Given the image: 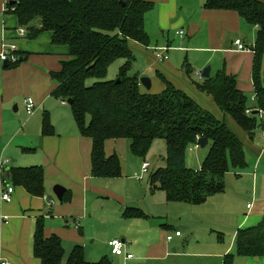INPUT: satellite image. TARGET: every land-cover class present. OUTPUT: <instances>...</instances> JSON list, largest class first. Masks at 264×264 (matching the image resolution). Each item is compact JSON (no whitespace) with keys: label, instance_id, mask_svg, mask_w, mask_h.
Returning <instances> with one entry per match:
<instances>
[{"label":"trees","instance_id":"1","mask_svg":"<svg viewBox=\"0 0 264 264\" xmlns=\"http://www.w3.org/2000/svg\"><path fill=\"white\" fill-rule=\"evenodd\" d=\"M5 11L14 14L28 38L43 33L52 34V44L69 49L68 60L61 69L51 73L57 84L53 97L67 103L72 100V114L80 134L92 141V176L117 179L122 176L121 160L117 154L106 156L109 140H127L132 153L146 156L155 140H164L167 151L164 167L150 176L152 186L166 194L168 202L203 205L207 199L225 190V176L230 169L247 167L244 145L222 120L205 110L187 93L177 89L163 75L165 90L160 94L143 93L140 78L132 74L135 60L130 42L144 48L151 45L146 31V14L154 8L148 0H6ZM210 11L236 12L248 24L257 27V38L251 49L255 54L253 85L257 109L264 114V1L207 0ZM41 24V28L32 23ZM250 50V49H249ZM26 57L19 58V66ZM119 60L123 65L116 80L108 79L110 67ZM11 64L8 66L10 67ZM188 76L192 71L185 66ZM119 80V83L117 81ZM90 82H93L89 85ZM197 90L212 97L224 116L232 118L248 135L254 136L259 120L247 114V96L239 89L236 77L225 69L209 79L199 80ZM42 136H55L48 113L42 121ZM209 140L208 155L201 171L188 169L186 153L197 146L200 138ZM4 179L14 187H22L34 197L45 194V172L42 166L13 167L4 171ZM67 192L62 203L71 201ZM137 209H128V218L141 217ZM33 256L41 264H63L66 251L58 236L45 235L44 219L37 220L33 234ZM236 256L264 258V214L254 227L240 229L236 235ZM228 255L226 264H233ZM112 264L104 258L98 263L85 261L81 246H75L68 264Z\"/></svg>","mask_w":264,"mask_h":264},{"label":"crops","instance_id":"2","mask_svg":"<svg viewBox=\"0 0 264 264\" xmlns=\"http://www.w3.org/2000/svg\"><path fill=\"white\" fill-rule=\"evenodd\" d=\"M148 1L154 4V8L149 11L145 17L146 31L150 36L151 45L153 43H159L160 41H162L163 46L159 48L170 49L168 48V46H170L168 45L170 41V33L173 32L177 39H182L179 35V32H184L183 37L188 38L189 44L192 46V49L206 56L205 59L199 61L196 68H204L208 65H211V76H214L219 71L225 69L228 75L236 77L239 89L242 92L250 91L251 95L253 94L254 98V92L252 88L255 54L251 49L254 47L256 42L258 32L257 27L248 24L236 12L206 10L204 8V5L207 0ZM5 2L6 0H0V54L3 50L2 48L4 44H11L18 46L17 49H19V56L21 58L26 57V60L24 59L25 61H23L17 67H11V65L9 67V64L5 66V63L0 61V142L2 141L5 132H22L17 128L16 125H13L11 114L12 106H14V113H17L19 111V100L20 98H22L20 96L23 94V89H25L27 93L31 94L29 96L35 97L38 110H41L40 113L43 111L40 124L41 141L43 142L42 146L44 148L45 158L48 156L53 159L54 162L53 164L47 165L44 168L45 181H50L52 182V184H61L64 187L68 188L67 192L70 191L72 197L74 194V200L76 202L77 208H80L81 204H84L85 212L78 213V216L82 217L84 220L92 219L94 216L93 213L96 212V206L92 205L90 202H94L97 197H101L100 195H105L109 196L107 197L108 200L111 202H115L118 205V208H112L107 212L103 211L101 215L103 222L107 224V222L114 217L116 218V220H120L122 214L124 216V219H126L127 221H142L136 223H138L137 225L141 227L145 232V236L134 237L127 234L131 232L130 230H134L135 227H138L135 226V224H126L125 226L123 224L122 227L117 230V234H120V236L123 237L122 241L126 244V254H134L133 259H126L125 257H117L113 255L108 244L110 256L105 255L101 260L107 258L112 262V264H115V261H121L123 264H161L160 262H163L164 264H226V257L228 255H234L235 257L233 260V264H264V258H245L236 256L235 242L237 233H235V242H232L229 247L217 246L220 249L214 254H211L210 252H196L192 250L189 251V249H186L181 242H177L183 237L182 232L180 230L174 229L173 227H170L169 224L166 223V216L163 213H158L156 216H154L152 213H150V211H146L143 203H137L136 205L134 199H131L128 196L126 197L125 194L119 195L111 189H108L107 184H105L106 182H103V180L105 179L95 178L92 176L91 139L83 137L79 131L74 130L70 133L68 138L67 136H65L66 143L64 145L65 147H63V144L58 143L55 139V137L57 136L56 130L55 136H42V121L44 114L48 113L50 116L51 113L49 110L45 109L49 101H51L55 107H60L61 104L64 105L63 101L53 97V91L57 87V84L52 80L51 73L60 71L61 62L68 60L69 49L66 46H64L66 48L65 50L61 49V47L59 46L53 45L51 33H43L36 39H30L28 38V36L20 37L18 34V29L22 27V25L14 14H8L5 12ZM31 25L36 28H41V24L37 22L32 23ZM247 37L251 41H249ZM236 40H241L243 44L250 50L246 52L237 51V47L234 45V42ZM130 49L133 50L134 53L136 52L139 54H143L148 59L150 66L160 68L161 72L163 73L162 75L177 89L187 93L195 101H197L202 108L212 113L217 119L224 121L226 125L232 130V132H234L235 135L244 142L245 146L244 135L242 137L240 136V131L242 132L243 130L236 124V122L229 116H224L222 114V112L214 103L212 97L199 92L187 80L184 74L185 66H187L192 72H197L196 68H193V66L188 64V61H186L187 64H184V70L182 71L183 74L180 77L178 76V72L180 73V71H178V69H176V67L169 61V58L165 61H159L156 57V52H150V50H153L150 47L144 48L142 45L132 41L130 42ZM169 51L170 50H167L164 53L165 55H167V57ZM183 51L185 50L183 49ZM217 54H220L222 58H217ZM60 55L66 57L60 61L59 65H57V57ZM214 59H216L218 63L217 65L213 63ZM240 70H242L241 73ZM28 74L29 78H27ZM138 76L139 78L142 77V75L140 74ZM41 78L43 80H41ZM244 80H246L247 85H243L242 82ZM50 81H52L53 83V87L51 89H48V91H50L51 93V100L48 97L49 94L45 92L44 88L45 83L47 85V88L50 87ZM151 81L152 88L150 91H147L144 87L141 86V90L143 93L160 94L165 90V84L159 78L154 77V79H152ZM262 83L264 86V59L262 62ZM262 116H264V114ZM68 118H70V115H68ZM262 119L264 122V117ZM69 124H71L70 121ZM10 125L14 128H9ZM14 137L15 134L11 135L10 141H13L15 139ZM249 138L250 141L255 140L254 136H249ZM261 139L264 143V136H259L260 141ZM121 141L123 140L107 141L105 146L106 156L110 157L113 154H117V151H115V146L117 143V147L119 149V143ZM249 143L250 145H247L248 150H250V156L248 157L247 167L248 165H250V167L254 169V171L258 169L257 176H255V182L258 187V191H262V189L264 190V175L260 180L259 175L262 173L259 172V170L261 171L262 168V165H260L262 163L261 160L264 159V144L263 146L262 144H260L261 146H257L254 143ZM193 147L196 148V146ZM245 152L246 154H249L248 151L245 150ZM251 155H254V158L251 157ZM15 161L17 162V165L14 166L16 168L39 166H24L28 165V160H23L22 158H17ZM162 163L164 164V159L162 160ZM149 183L151 185L150 189L152 196L156 194V191H159V193L163 192L157 189L156 185L152 186L150 180ZM15 188L16 195H14V206H4L3 210L0 211V215H2L3 212L12 214V216L9 215L10 221L8 223L0 221V246H3L4 244V237H13V239L15 238L17 243L18 238H16L15 236L17 232H20L19 245L17 246L16 244V247L20 251L24 252V257L23 259H21V264H32L30 262L31 259L29 258V237L31 234H34L35 228L33 227V224H31L32 222L30 219L33 218L37 222L38 219L42 218L44 219L45 223L46 237L50 238L51 236L55 235L62 240L64 246L68 244H71V246H73H70L71 249L69 251L65 249L66 255L68 257L75 246H81L84 249L86 257V236L83 237L81 235V229H83L81 227L82 222L74 217L76 211H73L71 213V209L69 207L57 206L56 213L54 214L52 209L53 207L48 208V205L50 204L48 203V201L44 200V196L34 197L28 194L27 191L22 187ZM164 197L167 203H172L167 201L165 193ZM166 202L163 201V203ZM261 202V209L258 212H254V209L251 208L249 210L250 212L247 213L245 217L237 215L235 212L232 213L231 216L235 220L234 228H237V232L240 229L257 226L262 221L264 214V199H262ZM12 203L13 200L11 203L6 204ZM172 204H181L192 207L201 206H194L191 204L178 202H173ZM139 207L144 208V211ZM128 209H137L144 215L141 217L128 218L125 216V213ZM69 214L71 218L67 217L69 216ZM55 215H57L58 217H64V219L66 220V230L61 228V222L57 225L58 229L54 227L52 222L55 221ZM151 218L158 219L154 223L157 226L160 225L161 229H164L166 231H173L174 234H176V232H181L180 237H177L175 235L171 242H168L167 240L169 244L176 240L174 246H176L177 248H175L174 246L168 247L166 244L150 242L148 240V230H150L152 225L150 223H153V219L151 220ZM69 219H74L72 220L73 222L76 221L75 230L70 228ZM23 220H26V223L24 228L22 229V226L24 224L22 223ZM4 225L7 227L5 228ZM4 229L8 232L6 236L4 233ZM127 238L130 243L126 241ZM129 244H131L130 247L132 248L129 247ZM31 250L33 251L32 248ZM2 251L4 256V250ZM25 252L28 257H26ZM204 260H206V262H204ZM2 263L5 262L0 261V264ZM33 264H41V262L34 257Z\"/></svg>","mask_w":264,"mask_h":264},{"label":"rangeland","instance_id":"3","mask_svg":"<svg viewBox=\"0 0 264 264\" xmlns=\"http://www.w3.org/2000/svg\"><path fill=\"white\" fill-rule=\"evenodd\" d=\"M249 35V34H248ZM182 39H177L175 37V34L173 32L170 33V41L168 48H170L168 52V58L169 61L180 71L178 72V76H182L183 70H184V64H187L186 61H188V64L193 66V68H196L198 66L199 61L206 58V56L202 53H198L192 49V46L189 44L188 38L181 37ZM247 39L251 41L248 37ZM156 46V47H155ZM163 43L160 41L159 43H153L150 48L153 50H150V52L153 51L159 53L158 50L162 49L159 47H162ZM18 48V46H16ZM61 49L66 48L64 46H59ZM167 47V44H166ZM183 49L185 51H183ZM192 49V50H189ZM19 51V49H18ZM183 51V52H182ZM133 52V50H132ZM135 60L132 64V74L142 75L141 78L146 77L149 79H154V77L159 78V75H162L160 68H156L153 66H150L148 59L143 55L139 53H134ZM66 56L60 55L58 56V60L56 61L57 65H59L60 61L65 58ZM217 58H222L220 54H217ZM123 60H119L116 63H114L109 71H108V79L109 80H116L117 76L119 74V70L121 66L123 65ZM213 63L217 65L216 59L213 60ZM15 66V63L11 64V67ZM211 67V65H208L207 67ZM204 68H196L197 72H203ZM212 68V67H211ZM226 71V70H225ZM192 72L191 76L188 77V74L185 71V76L187 80L190 82L191 85H193L197 89V85H199V78L197 77L196 73ZM242 70H240V73ZM158 73V74H157ZM29 78V74L27 75ZM140 78V79H141ZM160 79V78H159ZM41 80H43L41 78ZM242 80V79H241ZM240 80V81H241ZM93 82H90L92 84ZM243 85H247L246 80H244ZM49 88H47V85L45 83L44 88L45 92H47L49 95L48 97L50 100L52 99L50 91L48 89H51L53 87L52 81H50ZM254 92V98L253 94L251 95L250 91L243 92L247 98V109L250 111V113L259 111L257 109V102H256V96H255V88L253 85L252 88ZM22 95L20 97V105H19V111L14 113V106H12V121L13 125H16L18 129H20L22 132H5L2 141L0 142V162L8 160L10 163L7 165L6 168H11L17 165V162L15 161L17 158H22L23 160H28V165H39L45 168L47 165L53 164V159L50 157L45 158V152L43 148V142L41 141V119L43 115V111L40 113L41 110H38V107L36 108L33 115L29 116L23 106V101L26 98H33L35 102L34 96H29L31 94L27 93L25 89L22 91ZM37 105V103H36ZM64 107V108H63ZM46 110H49L50 116H51V123L55 127L56 130V137L58 143H62L63 147H65L66 138L65 136L70 135L72 131H79L74 119L73 114L71 112V105L65 104L60 105V107H55L54 104L49 101L47 106L45 107ZM65 109V110H64ZM260 112V111H259ZM68 115H70V118H68ZM255 115V114H254ZM263 114L261 112L259 114H256L255 116L259 120V127L255 130L254 134V141H250L249 136L244 133L243 131H240V136L242 137L244 135L245 139V150L249 152V154H246L245 152V158L247 155V163H248V157L250 156V150H248V145H250L249 142L256 144L257 146H263V140H259V136H264V122H263ZM33 119V120H32ZM32 120V121H31ZM69 121L71 124H69ZM14 128L11 125L9 128ZM8 128V129H9ZM15 134V139L13 141H10L11 135ZM239 138V137H238ZM240 139V138H239ZM241 142L244 145V142L241 140ZM120 147L118 149V144L116 143L115 151L121 158L122 162V176L119 179H109V178H102L105 179L103 182H106L108 189H111L115 193L119 195H126V197H130L131 199H134V201L137 203H143L146 211H150L154 216H156L158 213H163L166 217V223L169 224L170 227H173L176 230H180L183 234V237L179 239L177 242H181L186 249H189V251H200V252H210L211 254L216 253L221 246H227L229 247L232 242H235V233H237V228H234L235 226V220L231 216L233 212H235L237 215H241L242 217H245L247 213H249L251 208H248L249 206L254 209V212H258L261 209L262 205V199H264V190L258 191V187L255 182V176H257L258 169L254 171L248 165L243 170H234L230 169V172L225 176V190L222 193H218L215 195L210 196L207 201L201 205L200 207H192L187 205H181V204H172L167 203L164 197V193H159V191H156V194L154 196L151 195V185L149 183L150 176L153 172H155L157 169L162 168L164 164L162 163V160L166 157V151L167 146L166 142L164 140H155L146 156V159H141L137 156H135L131 149H130V143L127 140H123L120 143ZM248 144V145H247ZM59 146V145H58ZM34 152V153H32ZM208 155V149H201L196 146L194 148L193 146H190L186 153V166L188 169L201 171L202 163L206 159ZM251 157L254 158V155H251ZM154 158V159H152ZM262 165L261 172L262 174L259 175V179L261 180L264 175V159L261 160ZM144 162H148L151 166L149 171L147 173H142V165ZM37 163V164H33ZM19 165V164H18ZM56 185L63 186L61 184H52L50 181H45V196H47L49 199L53 200V206L48 205V208L53 207L54 214L56 213L57 206H64L69 207L71 209V213L73 211H76L74 214L75 218L79 219L82 222V236H86V257L85 260L89 263L93 262H99L105 255L110 256V250L108 247V244L112 242L113 240H121L123 239L120 234H117V230L124 226L126 224H135V226H138L136 222H142V221H134L129 220L127 221L124 219L123 214L121 215L120 220H116V218L110 219L107 224L103 222L102 220V213L103 211L111 210L112 208H118V205L115 202H111L108 200L105 195H100L101 197H97L94 202H90L92 205L96 206V212L93 213V218L83 219L82 217L78 216L79 212H85L84 204H81L80 208H77L76 202L74 200V194L71 198L70 202H59L54 194V188ZM47 186V189H46ZM64 187V186H63ZM66 188V187H64ZM16 189V188H15ZM68 188H66L67 190ZM70 192V191H68ZM161 194V195H160ZM16 195V193L14 194ZM13 195V203L12 204H3L0 202V211L3 210L4 206L12 207L14 206L15 202V196ZM97 201V202H96ZM166 202V203H163ZM11 203V202H10ZM140 208V207H139ZM144 211V208H140ZM9 215L12 216V214H8V212H3L2 216L7 219V223L10 221ZM85 215V214H84ZM70 217V214L69 216ZM55 221L52 222L54 227L56 229L57 225L62 223L61 228L65 229V219L64 217H58L55 215L54 217ZM153 219V223L151 225L150 230H148V240L150 242L155 243H161L166 244L168 247H173L176 243V240H174L171 244L167 242L168 236H175L173 231H166L164 229H161L160 225H155L154 222H156L157 218H151ZM31 224H33V227L35 228L36 220L33 218L30 219ZM74 220V219H72ZM72 220L70 221V228L75 230L76 224ZM145 220V219H144ZM1 221V220H0ZM148 221V220H147ZM13 222V221H11ZM128 222V223H127ZM23 226L22 229L25 226L26 220L22 221ZM6 225V224H5ZM4 225V226H5ZM9 225V224H7ZM7 226H5L6 228ZM20 230V229H19ZM66 230V229H65ZM80 230V229H78ZM130 233H127L128 235H132L134 237H141L145 236V232L142 230L141 227H135L134 230H130ZM124 232V231H120ZM5 236L8 233L4 229ZM19 235L20 232L16 233V238H18V242L16 243L15 238L13 239L10 237H4L3 239V246H0V261H4L6 264H21L24 252L17 249V246L19 245ZM127 242L130 243L128 238L126 239ZM133 243V242H132ZM236 243V242H235ZM32 244H33V235L31 234L29 237V258L30 262L33 264V254H32ZM71 244L65 245L64 249L69 251ZM131 244H129V247ZM219 246V247H217ZM26 247V246H25ZM73 247V246H71ZM177 248L176 246H174ZM132 248V247H130ZM4 250V256L3 251ZM26 251V249H25ZM26 254V252H25ZM136 254V253H135ZM9 255V256H8ZM134 255V254H133ZM137 255V254H136ZM26 257L27 254H26ZM68 256L66 255L63 264H68ZM201 261V259H200ZM120 262V263H119ZM115 261V264H123L121 261ZM206 262V260H204ZM161 264H164L163 262H160Z\"/></svg>","mask_w":264,"mask_h":264},{"label":"built area","instance_id":"4","mask_svg":"<svg viewBox=\"0 0 264 264\" xmlns=\"http://www.w3.org/2000/svg\"><path fill=\"white\" fill-rule=\"evenodd\" d=\"M5 11L6 8V2H5ZM18 34L20 37H27L28 31L25 27H20L18 29ZM179 35L183 37L184 32H179ZM234 45L237 47L236 50L239 52H246L249 49L243 44L241 40H236L234 42ZM2 52L0 54V61L3 63L12 64L15 63V65L19 62V54L18 49L15 45L11 44H4L2 48ZM169 49H160L158 50L159 53L156 54V57L159 61H165L168 60L167 55L164 53ZM197 77L200 81L203 80L202 72L196 73ZM23 106L26 111V113L31 116L35 112L37 105L33 98H26L23 101ZM247 114H251L250 111H247ZM9 164V161H3L0 163V202L1 203H10L13 200V195L15 193V187L6 179H4V171L8 170L7 165ZM151 168L150 164L148 162H144L142 165V173H147L149 169ZM44 200L48 201V203L52 206L53 200H49L47 196L44 195ZM252 208V207H248ZM0 220L3 222H7V219L4 218L2 215H0ZM177 237L181 236V232H176L175 234ZM174 236H168L167 240L168 242H171L173 240ZM109 246L111 248V252L113 255L117 257H125L126 259H133V255L126 254V244L121 240H113L109 243ZM6 264V263H2Z\"/></svg>","mask_w":264,"mask_h":264},{"label":"water","instance_id":"5","mask_svg":"<svg viewBox=\"0 0 264 264\" xmlns=\"http://www.w3.org/2000/svg\"><path fill=\"white\" fill-rule=\"evenodd\" d=\"M7 65H8V63H5V66H7ZM211 72H212V68L210 66L205 68L202 72L203 79L207 80V79L211 78ZM117 83H119V80L117 81ZM140 84L147 91H150L152 88V81L149 78H146V77L141 78ZM67 103L69 105L73 104L72 100H68ZM259 113H260L259 111L254 112L255 115L259 114ZM208 144H209V140L206 137L200 138L197 142V146L200 147L201 149H206L208 147ZM66 192H67V190L63 186L56 185L54 188V194H55V196L59 202H63ZM75 264H77V263H75Z\"/></svg>","mask_w":264,"mask_h":264}]
</instances>
